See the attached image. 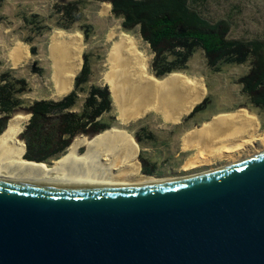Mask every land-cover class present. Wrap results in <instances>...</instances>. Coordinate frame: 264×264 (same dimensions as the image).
I'll return each instance as SVG.
<instances>
[{"label": "water", "instance_id": "obj_1", "mask_svg": "<svg viewBox=\"0 0 264 264\" xmlns=\"http://www.w3.org/2000/svg\"><path fill=\"white\" fill-rule=\"evenodd\" d=\"M142 175L167 180L0 179V264H264V152L193 174Z\"/></svg>", "mask_w": 264, "mask_h": 264}, {"label": "trees", "instance_id": "obj_2", "mask_svg": "<svg viewBox=\"0 0 264 264\" xmlns=\"http://www.w3.org/2000/svg\"><path fill=\"white\" fill-rule=\"evenodd\" d=\"M89 1L110 4L111 14L121 19V30L126 34L137 33L149 44L153 56L148 73L155 80L175 72L187 73L188 60L196 50H201L205 63L214 71L225 64L248 63L247 72L236 82L247 99L245 106L249 110L252 106L264 110V36H230L231 16L207 15L204 11L208 0H71L52 3L47 14L33 10L27 12L23 7L19 16L22 20L20 29L29 32L22 40L30 45L31 54H37L32 44L34 38L53 29L71 30L75 23H79L77 30L87 43L95 31L92 23L83 21L86 18L83 9ZM5 19L6 16L0 14V23ZM90 56L91 50L82 53V67L74 77L73 88L59 99L26 101L22 97L30 90L26 78L18 76L13 68L0 71V133L16 112L30 114L23 130L15 135V141L17 137V141L24 145L23 149L16 141L21 158L50 163L63 156L73 141L84 138L88 143L102 132L118 128L108 86L89 83L92 75ZM36 64L34 61L32 72L41 73L43 68ZM208 102L206 95L186 117L204 109ZM105 114L110 115L111 122L104 118ZM17 116L28 115L17 113L11 118ZM133 125L123 127L132 130ZM141 130L146 131L143 137H151L146 127ZM133 136L138 143L142 139L138 131ZM136 157L142 162V173L152 175L141 155ZM132 158L130 162L134 164Z\"/></svg>", "mask_w": 264, "mask_h": 264}, {"label": "bare ground", "instance_id": "obj_3", "mask_svg": "<svg viewBox=\"0 0 264 264\" xmlns=\"http://www.w3.org/2000/svg\"><path fill=\"white\" fill-rule=\"evenodd\" d=\"M60 35L62 32L50 36L49 54L53 62L52 77L58 93L62 94L70 90L81 66L82 43L77 35H70L68 39ZM107 38L111 44L103 77L109 85L121 122L137 119L148 111H155L165 120L176 122L204 96L205 89L198 78H188L181 73L169 74L161 80L149 76V57L139 49L136 38L118 33L114 28L108 32ZM15 46L11 56L16 63L21 57L26 58L28 53L22 44ZM23 120L25 118H14L0 134V179L66 181L104 187L138 186L167 180L145 175L137 177L138 161L121 166L130 160L133 145L121 134H109L115 130L97 135L82 153L78 148L83 141H73L67 152L49 167L45 163L28 162L21 158V149L15 141ZM257 125L252 116L239 110L215 117L200 128L189 131L184 137V146L196 147L197 153L183 167L189 169L208 164L209 155L233 156L243 146L259 139V134L255 133ZM261 139L264 140V136ZM262 152L264 149L253 154Z\"/></svg>", "mask_w": 264, "mask_h": 264}, {"label": "rangeland", "instance_id": "obj_4", "mask_svg": "<svg viewBox=\"0 0 264 264\" xmlns=\"http://www.w3.org/2000/svg\"><path fill=\"white\" fill-rule=\"evenodd\" d=\"M68 1H71V0H0V14L2 16H6L7 18L4 20V22L0 23V60H1L0 71L6 68H13L16 70V74L18 76H23L26 78L29 84V87H30V90L27 93L22 95V97L26 101L28 100L31 101L34 99H41V98L59 99L65 94H67L68 92H70L73 88V81H72V86L70 90L66 93L59 94L56 88L55 80L52 77L53 62L50 56L51 54H49L50 53L49 43H50V36L54 34L55 32H60V33L62 32V35H60V37L65 38V39H68L70 35H77L80 38V41L82 43V51L80 54L81 66L79 70L81 69L82 63H83L82 53L86 50H91L92 56L90 57L92 60V64H91L92 75H91L89 83L106 84L109 88V85L107 84V82L105 81L103 77V73L108 67L106 57H107L109 46L111 44L110 40L107 38V34L112 28H114L118 33H123V34H126V33H124L121 30V25H120L121 19L116 18L111 14L110 4H108L107 2H102L98 4V3H95V1H89L85 4L83 12L86 18H84L83 21L92 23L95 29L94 33L90 36L89 41L87 43L84 42L83 34L77 30L79 23H75L72 26L71 30L53 29L43 34L42 36H38L34 38L32 44L37 49L36 55L31 54L30 45L25 43L22 40V38L27 37L29 33L25 29L23 30L20 29L22 26V20L19 18V16H20V13L23 7L25 8V11L27 12H29V10L30 11L33 10V11L40 12L41 14H47L48 11L50 10L49 8L52 3L54 2L62 3V2H68ZM208 1L209 3L206 4L207 9L206 11H204L207 15L220 16V17L231 15L233 19V23L231 24L232 25L231 33L233 35H239V33H241L243 28H245L246 26L251 27V28H256V29H264V0H208ZM127 35L133 38H136L138 40L139 49L142 50L145 53V55L149 57V61H148V65H149V62L153 56L150 50L149 44L144 42L137 33L133 35L127 33ZM19 43L22 44L24 47H26L28 56H26V58L21 57L15 63L11 55H12V52L14 51V48L16 47L15 45ZM34 61H36L37 66H40L43 68L41 73L32 72L31 67ZM188 66H189L188 70L191 74H186L182 72H175V73H181L188 78L200 79L201 80L200 82L203 84V87L205 89L204 95L206 96L208 92L207 95L209 98V102L206 105V109L200 112V116H203L205 112L206 114L204 117L210 116L212 113L219 111V110L234 109V107L238 105V103L241 102L242 99L244 98L242 94H239L237 84L236 85L231 84L230 79L234 75H238L236 73L239 71H241L242 74L246 73L244 71H247L248 64L221 66L219 71L217 70L215 71L218 73H215L214 70H211V68H209V66L207 67L206 63L203 64L202 51L196 50L193 53L192 57L188 60ZM79 70L77 71V73L79 72ZM148 71H149V66H147V74L151 76L148 73ZM200 73H202L204 76H202ZM151 77L154 78L153 76ZM205 84L208 85V91H207ZM80 96L83 98V94H81ZM112 101H113V98H112ZM80 103L78 104V107H80L81 105ZM242 109L245 110L247 115L255 117L252 114H250L249 111H247L246 109L241 108V110ZM17 113H20L23 115L26 114L28 116L15 117V118H20V119L25 118V120L21 122L20 129L17 131L16 136L21 130H23L30 116V114L25 111H18L15 114ZM112 113L114 114L115 119L117 120L116 123L118 124L117 126L118 128L110 129V131L107 130V132L104 131V133H108L113 130H116V132H111L109 134H121L127 137L133 145L134 155L133 154L132 155L134 157L131 156L130 158L133 157L132 162L136 163L134 161V158L138 156V153H137L138 145L133 140V138L135 139V137L133 136V132H134L133 129L136 126L135 123L137 124L138 121L140 120H146L147 122H151V124H155L154 120L152 119H155V120L162 119L164 121V118L160 113H157L155 111H148L137 119H132L128 122L123 123L118 118L117 109H116L114 101H113V112ZM15 114H13L12 116H14ZM185 114H183L182 116H184ZM261 114L264 115V111L261 110ZM109 116L110 115L105 114L104 118L107 121L111 122V120L108 119ZM13 119L14 117L11 118L9 121L7 120V122L9 123ZM7 122H6V125L8 126ZM164 122L170 123L167 121H164ZM130 123L134 124L131 127L132 130H128L123 127ZM263 136H264V131L263 133L259 134L258 140L261 141V143H257L256 148L254 147L252 148L253 150H247L248 149L247 147L250 144H252L256 139L253 140L251 143L243 146V148H241L240 150L236 152H240L243 150L246 153L250 152L249 154H251L253 152L254 153L257 152L258 150L260 151L263 150L264 140L261 139V137ZM80 140L83 141V143L78 148V152L82 153L83 151H85L88 143L87 142L84 143L83 139H80ZM16 141H17V137H16ZM77 141H74V142H77ZM18 143L22 145L24 149V145L20 142ZM23 154H24V150H23ZM236 154H234L233 156H228V158H231L233 161L235 159H240V157L239 158L235 157L237 156ZM144 157L147 158L149 162H151V159L148 157L147 154H144ZM130 160L128 161V163L127 162L123 163L121 166L131 165L132 163L130 162ZM136 161H137V158H136ZM164 166H165V163L162 160H160L158 162V168H161V171L165 172V169H163ZM137 174H138V171H137ZM140 174H142L141 169H140ZM182 175L183 174H180V176ZM175 176H179V175H175Z\"/></svg>", "mask_w": 264, "mask_h": 264}, {"label": "crops", "instance_id": "obj_5", "mask_svg": "<svg viewBox=\"0 0 264 264\" xmlns=\"http://www.w3.org/2000/svg\"><path fill=\"white\" fill-rule=\"evenodd\" d=\"M227 16H231V15H227ZM232 22H233V19H232ZM230 36L245 37V38L258 37V36L261 37V36H264V29H256V28H251V27L246 26L245 28H243L242 32L239 33V35H233L230 30ZM202 57H203V64H205L203 53H202ZM243 64H248V63H243ZM225 65L232 66V64H225ZM225 65H222V66H225ZM238 65H241V64H238ZM248 68H249V65H248ZM188 69L189 68H187L188 72L186 74H191ZM219 70L220 68L217 71ZM244 72H247V71H244ZM215 73H218V72H215ZM200 74L204 76L202 73ZM236 74L238 75H234L232 77L233 79L232 78L230 79V83L234 85L237 84L239 94H242L244 96V94L241 92V85L238 82H236V79L245 73L242 74L241 71H239ZM205 86L208 91V85L205 84ZM204 97L205 95L203 96V98ZM245 105H247V99L244 96L242 101L239 102L238 105L234 107V109L219 110V111L212 113L210 116H206V117H204L206 112L203 116H200V112L204 111L206 109L205 107L204 109L196 113H193L192 115H190V117H186L189 114L188 112L187 114L179 118V120L176 122L167 121L164 119V121L170 122V123H165L162 119H159V120L152 119L154 120L155 124H151V122H147L146 120H140L138 121L137 124L135 123L136 126L133 129L134 131L133 133H136L138 131L142 136V139L139 143L136 141L138 145L137 153L138 155L139 154L141 155V157L143 158V160L145 161L147 165V168L150 169L151 171L150 174H152L153 176H156V175H160L164 177L165 175L174 176L181 172L200 167L201 165L206 164V163H203L201 165H198L196 167H192L189 169H186L183 167L186 161L197 153L196 147L186 148L184 146V137L185 135H187L189 131L194 130L195 128H200L203 124L213 120L215 117L226 115V114H232V113L237 112L238 110H241V108H244L247 111H249V113H251L253 116H255L253 118L256 120V123L258 124L257 130H256L257 132L255 133H258V134L263 133L264 115L261 114V110L262 111L264 110L257 108V107H253V106L250 107V110H249L248 107H246ZM141 127H146L147 132L151 134L150 138L143 137L145 136L146 131L145 132L142 131ZM144 154L148 155V157L151 159V162H149L148 159L144 157ZM223 157L225 156H221V157L217 155L208 156V158H210V163L215 162V160H220ZM160 160H162L165 163V166L163 167V169H165V172L161 171V168H158V162ZM139 163H138L139 168L142 171L143 166L140 160H139Z\"/></svg>", "mask_w": 264, "mask_h": 264}, {"label": "flooded vegetation", "instance_id": "obj_6", "mask_svg": "<svg viewBox=\"0 0 264 264\" xmlns=\"http://www.w3.org/2000/svg\"><path fill=\"white\" fill-rule=\"evenodd\" d=\"M3 132V131H2ZM1 132V133H2ZM257 140L254 141L252 144H250L247 148V150H253L252 148H256L257 146V143H261V141L258 140V138H256ZM257 151V150H256ZM84 152V151H83ZM239 153V154H238ZM250 152L246 153L245 151H240V152H236L234 154H236L237 156L235 157H240V159L244 158L247 156V154H249ZM254 153V152H253ZM252 154V153H251ZM137 158V157H136ZM239 160V159H238ZM138 161V160H137ZM233 160L231 158H228V157H223L221 158L220 160H215V162H212V163H208V164H203L201 165L200 167H197V168H194L192 170H188V171H184V172H181L179 174H176V175H180V174H183V175H186V174H193V173H198V172H202V171H206V170H211V169H215V168H218V167H221L223 165H226V164H230ZM139 162V161H138ZM234 162V161H233ZM138 164V163H137ZM140 164V163H139ZM137 166V171H138V174L139 176L142 175L140 174V168H139V165H136ZM137 175V177H139ZM156 176H160V175H156ZM165 176H169V175H165Z\"/></svg>", "mask_w": 264, "mask_h": 264}]
</instances>
